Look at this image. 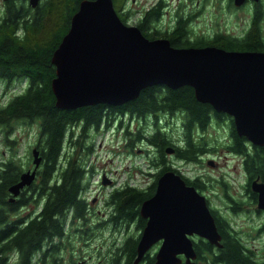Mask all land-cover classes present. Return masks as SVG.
<instances>
[{
  "label": "trees",
  "instance_id": "trees-1",
  "mask_svg": "<svg viewBox=\"0 0 264 264\" xmlns=\"http://www.w3.org/2000/svg\"><path fill=\"white\" fill-rule=\"evenodd\" d=\"M81 1L45 0L32 7L29 0H17V3L10 0L7 5L9 18L0 22V73L8 76L19 75V82L25 87L6 106L0 107V126L5 127L7 120L10 119H17L18 122L29 126L33 124L37 128L35 139L38 137L35 148L41 157L40 164H43L39 184L30 190L31 194L34 192L35 200L40 196L45 198L38 214L27 225L18 228L12 234L0 232V242H3L0 243V252H17L19 264H30L35 254L42 248L44 238L50 241L56 235L63 233L64 222L83 217L87 207V203L82 198L83 191L87 187L85 164L73 154L66 156L63 147L68 140L73 149L76 144L73 138L85 136L90 129L97 130L102 123L108 126L111 120L106 118L107 115H119L121 118L128 113L144 117L146 127L150 125L149 120H152V115L155 117L153 132L146 135L144 130L140 131L136 139L135 134L132 133L128 145L131 150L133 141H144L156 150L157 155L150 158L154 170L152 183L141 189L125 185L113 190L109 196V204L112 207L108 217L109 222L124 228L135 224L136 230H139L137 226H141L140 234L146 224V219L140 215V207L144 200L154 194L159 176L167 170L179 174L166 159L168 147L174 149L175 160L172 161L178 160L189 164L198 162V157L208 146L204 143V131L213 119L220 123L222 120L231 121L233 137L231 149L234 152L241 153L246 142L244 137L238 135L230 115L216 111L208 103L198 101L190 86L176 89L165 85L149 86L141 90L135 99L117 106L102 103L75 109L58 108L51 87V81L55 77L51 57L62 37L67 33L70 19L78 10ZM125 2L126 0H112L118 17L127 24L128 12L121 13ZM161 7L162 5L158 4L147 12L144 22H157L162 15ZM188 22L189 18L181 17L173 28L162 35L156 30H151L150 27L144 29L141 24L137 27L147 39L154 40L162 36L164 37L162 39H167L170 45L176 48L214 46L226 51L264 52V41L259 27L254 22L242 39L216 34L212 38L198 39L197 42L188 38L191 35ZM18 31L20 32L17 33ZM21 78H24V82ZM162 116L166 117L165 124L169 123V117L173 119L175 117V120L180 122L173 130H181L182 139L175 140L167 132L169 128L161 129L157 120ZM75 127L80 128L77 134ZM141 136L142 141L139 140ZM254 147L258 151L255 155L249 156L248 162L257 161L260 169L264 170V145H254ZM16 170L13 165L6 164L0 171L1 204H6L3 200L4 191L16 180ZM185 181L188 185H197L189 179ZM28 197L17 200L13 205L25 206ZM11 209L15 210V208ZM212 216L217 231L222 236L223 247L212 245L200 237L198 241H194L190 236L196 252L195 262L253 264L250 254L244 250L245 247H242L237 237L238 232L232 228L227 219ZM4 221H6L5 213L0 211V223ZM139 237H126L121 240L115 246L107 264H134ZM150 253L143 256L138 264H153L155 253ZM50 262L55 264L53 261Z\"/></svg>",
  "mask_w": 264,
  "mask_h": 264
},
{
  "label": "water",
  "instance_id": "water-1",
  "mask_svg": "<svg viewBox=\"0 0 264 264\" xmlns=\"http://www.w3.org/2000/svg\"><path fill=\"white\" fill-rule=\"evenodd\" d=\"M242 0H235L239 5ZM39 0H29L35 7ZM51 81L62 109L122 105L149 86H190L195 98L233 118L237 133L264 144V52L226 51L214 46L176 48L167 39H147L135 25L124 24L112 0H82L67 33L53 51ZM173 149L167 148V153ZM35 169L39 151L32 150ZM26 172L11 188L28 185ZM264 207V187L258 189ZM146 224L136 246L134 264L156 243L153 264H197L190 236L220 247V235L205 197L172 170L163 172L154 194L143 201Z\"/></svg>",
  "mask_w": 264,
  "mask_h": 264
},
{
  "label": "flooded vegetation",
  "instance_id": "flooded-vegetation-1",
  "mask_svg": "<svg viewBox=\"0 0 264 264\" xmlns=\"http://www.w3.org/2000/svg\"><path fill=\"white\" fill-rule=\"evenodd\" d=\"M2 3L0 5V11L4 10L3 13H0V22L6 21L9 18V12L7 11V5L10 0H1ZM13 1V0H12ZM15 3H17V0ZM216 2L217 6L222 8L220 6L221 2L220 0H178V4L176 8L173 10V16H172V22L167 23L163 26L160 19H158L157 22L151 23L148 22L145 23V15L147 12L152 10L154 7H156L158 4L162 5V15L166 12L169 8L165 3L162 2V0H156L154 3H151L147 1L149 4L146 8H141L139 15V18L133 21L131 20V11L127 8L122 9L121 13L125 14L128 12V19H127V25L130 24V22L137 26L138 24H141L144 29H147V27H150L151 30H156L159 35H162L163 33L168 32L171 28L174 27V25L177 23L181 17H187L189 18L188 27L191 31V35L188 36L193 42H197L198 39H206V38H212L216 34H222L225 36L235 37L242 39L246 32L249 30L251 24L254 22L255 25L259 27L260 35L263 38L264 41V0H242L239 5L235 4V0H225L226 5L223 7V9L230 8L234 9L236 11H239L240 19L243 17L245 24L243 26L244 30L241 32L240 35L237 34H229L226 32H223L219 29L213 30L210 33H196L193 32L194 26L193 22L199 18V16L204 12L205 6L209 2ZM40 2V0H39ZM196 4V7L194 8L192 5ZM212 4V3H211ZM192 6L189 10L186 6ZM214 6V4H212ZM216 6V4H215ZM217 7L218 9H220ZM160 17V18H161ZM170 19V20H171ZM217 22V21H215ZM171 24V25H170ZM19 33V31L17 32ZM158 38H164L162 36ZM19 75L15 74L12 76H8L5 74L0 73V107L6 106L9 101L19 94V92H22L24 90V86L18 89L20 83ZM24 78H21L22 82ZM106 115V114H105ZM124 116L127 117L126 122L124 123L125 130V139L124 144L128 146L130 144V137L132 133L136 136L139 135L140 131L143 132L142 127H146L144 125V117H137L136 115H130V114H124L120 120L121 122L118 124L120 125L122 123V119ZM107 119L111 120L109 125H113L114 122H116L119 118V115H107ZM231 120L233 121V118L230 116ZM154 115H152V121L154 123ZM158 121V120H157ZM173 124L176 126H179V123L177 124L175 119H172ZM180 121V120H179ZM132 122V123H131ZM134 124V128L131 127V124ZM28 124L18 122L17 119H10L7 120V124L5 127L0 126V145L1 151H0V171L2 170L3 166L6 164H11L16 168L17 177L14 182L9 184L7 189L4 191L3 200L6 204L0 203V211L5 213L6 221L3 223H0V232L10 234L14 233L18 228L23 227L24 225H27L32 218H34L38 211L40 210L41 206L44 202V197L37 198L35 200L36 196L30 193L31 188L35 187L39 184L40 181V170L42 163L38 165V167L35 169L34 164L30 166V160H27L26 162L21 163L19 165L18 160V135H17V129L19 126H27ZM213 126L215 130H226L225 135L221 138H218L215 135H210L208 140L205 139V144L208 148H205L206 151L201 154V156L198 157L197 164H201L205 162V164L208 166L207 170L205 172H200L198 175H193L192 177H186L184 174L181 173L179 167L175 166L174 163H171L170 159L168 157H174L175 154H167L166 159L167 161L172 164V167L174 170H176L179 175L184 179H189L190 181L195 182L196 186H193L196 191L203 195L206 200L207 207L212 215L219 216L220 218H226L229 224L232 226L233 229L234 226L232 225V222L234 219L238 216L247 217L250 218V215L252 214L255 219H258V222L256 224L251 225V232H244L243 226L239 225L238 229H235L238 232V239L242 243V247H245L244 250L248 252L252 258L251 262L253 264H264V207L262 201L259 199V191L258 189H261L264 187V170L259 167V164L257 161L248 162L249 156L255 155L258 149L254 147L252 142H250L247 138L245 144H243L244 150L241 153L234 152L231 147L233 143V137L231 134V128L232 123L230 120H222L221 123L218 122L216 119H213L211 122L208 123L206 130L204 131L205 135L209 130L208 127ZM107 125L104 126L106 129ZM100 127H98L99 129ZM138 132V134H136ZM90 131H87L85 133V137L89 136ZM239 135V134H238ZM240 136V135H239ZM126 138L128 139L126 141ZM143 137L141 136L139 140H141ZM205 138V136H204ZM38 137L30 144L31 153L32 150L36 147V141ZM221 139V140H220ZM142 141V140H141ZM128 143V144H127ZM137 143H141L140 141H133V147L137 145ZM210 144H215L212 146H209ZM264 145V144H263ZM262 145V146H263ZM223 147V148H220ZM261 146V145H260ZM129 147V146H128ZM132 147V148H133ZM130 148V147H129ZM210 149V150H209ZM219 149V150H218ZM141 151H144L145 155L149 154V150L142 149ZM220 153V154H218ZM152 154L154 156L157 155L156 150L153 149ZM212 155L211 158L204 159L205 156ZM215 157H218L219 159H215ZM234 157L236 162L235 164H232L233 169H237L238 174L234 176L230 170L226 169V165L229 164L231 161L230 157ZM177 161V160H176ZM175 161V162H176ZM33 163V161H32ZM148 167V174H145L146 176H149L151 178V181L147 184L146 187H148L152 181H153V171H151L150 162ZM182 163V162H181ZM26 164V165H24ZM251 164V166H250ZM223 167L222 170L220 168ZM25 168V169H24ZM35 169V175L32 181L28 185H24L21 187L17 193H13L11 191V188L20 182L21 175L24 172H32ZM87 176V175H86ZM109 180V179H108ZM87 181V187L83 191L82 198L87 203V207L85 210V213L83 217L79 220L74 221H66L64 222V231L61 235H56L52 240L49 241V239L44 238L42 248L40 249L39 253L35 254V257L31 260L30 264H53L50 261L55 262V264H99L100 257L103 255L102 253H109L110 248L114 247L116 244L115 241H117L114 234H116L119 231V228L125 229L123 226H115L114 224L109 222V214L107 215L102 214L99 218V220H96L92 223H87L85 216L90 207L91 203L87 201L85 194L89 190V180ZM110 181V180H109ZM186 182V181H185ZM157 183V182H156ZM103 184V183H102ZM128 185L135 187L128 182L124 183L123 186ZM188 185V184H187ZM191 186V184H189ZM123 186H117L116 189L122 188ZM234 189V190H233ZM115 190V189H114ZM113 192V191H112ZM112 192H109L107 195L110 196ZM29 196V197H28ZM32 196V198H31ZM28 197V201L25 204V206L16 207L13 204L17 203V200ZM109 199V198H108ZM95 200V199H94ZM37 201V202H36ZM11 208H15V210H12ZM25 208H28L26 210L24 215H20L19 213L23 211ZM222 210H224L226 213L231 215L230 217H227L223 215ZM104 215V216H103ZM214 218V216H213ZM84 219V220H83ZM247 219V220H248ZM215 222V219H214ZM136 227V225H135ZM139 230H136V234L127 236H123V239L126 237H139L141 226H137ZM250 227V226H249ZM143 229V228H142ZM108 231L109 234L105 235V239L103 240V245H106L105 252H103V246L98 247L97 244L99 243V235L102 236V234ZM220 235V234H219ZM220 247H223L222 243V236L220 235ZM140 239V237H139ZM192 239L194 241H198L200 238L198 236L193 235ZM252 241V242H251ZM83 242V243H82ZM3 243V242H0ZM161 241L156 243L160 244ZM69 250V255L66 257L65 253ZM112 251V250H111ZM114 251V249H113ZM148 253V252H147ZM146 253V254H147ZM145 254V255H146ZM144 255V256H145ZM43 258V259H42ZM109 259V258H108ZM107 259V260H108ZM0 264H19V256L17 252H8V251H1L0 252ZM107 264V262H106Z\"/></svg>",
  "mask_w": 264,
  "mask_h": 264
},
{
  "label": "rangeland",
  "instance_id": "rangeland-1",
  "mask_svg": "<svg viewBox=\"0 0 264 264\" xmlns=\"http://www.w3.org/2000/svg\"><path fill=\"white\" fill-rule=\"evenodd\" d=\"M45 0H40L39 4H41ZM147 1L154 3L156 0H126L125 4L123 5L124 8H127L131 11V22L133 23L134 20L139 18V15L141 14L140 9L146 8L149 6ZM163 3H165L169 8L167 9V13L165 12L163 16L160 18L161 23L166 25L168 22H172V16H173V10L176 8L178 4V0H162ZM221 4L220 8L217 6L218 1L216 2H209L205 6L204 12L199 16V18L196 20V22H193V32L196 33H210L213 30H221L223 32L229 33V34H237L240 35L241 32H243L245 21L243 17L240 19L239 11H236L234 9L226 8L223 9L226 5L225 0H220ZM2 1L0 0V5ZM188 0L187 3L188 4ZM214 4V6L212 4ZM38 4V5H39ZM216 4V6H215ZM194 8L196 7V4L192 5ZM188 7V10L192 7ZM219 7L220 9H218ZM4 10L0 11V13H3ZM171 19V20H170ZM217 21V22H215ZM130 22L129 25H133ZM171 25V24H170ZM20 32V31H19ZM23 87V84H19L18 89ZM175 116L176 113H174ZM162 122L158 120V124L161 127L162 130L167 129V132L170 133L171 136L175 140L182 139L180 134H182L181 130H173L175 129V125L173 124V121L171 122V118L169 117V123L165 124V116H162ZM118 120L113 123V125L107 126L106 129L104 126L106 124L102 123L100 125V128L90 129L89 136H79L78 138H73V141H76V144L73 149H71L72 145H69L68 140L64 144L63 151L66 156H70V154H73V156H77L78 159H82L85 166L84 169L87 172V176H85L86 179L89 180V190L85 194L86 199L88 202L91 203L90 209L87 211L89 213L86 214L85 218L87 223L95 222L96 220H99L100 216L102 214L107 215L108 212L111 211L112 207L109 204V195H107L109 192H112L114 189L117 188V186H123L124 183L128 182L129 184L141 189L145 188L147 184L151 181V178L149 176H146L145 174H148L149 163H147L148 159H150L153 154V148L147 145L144 141L141 143H137L136 146H134L131 150L128 146L124 144L125 139V127L124 123L127 120V117L124 116L122 119V123L119 125L118 122L120 118H117ZM151 120V119H150ZM178 124V121H176ZM132 123V122H131ZM134 124H131V127L134 128ZM149 126L145 127L144 131L147 134H150L153 132V122H149ZM178 127V126H177ZM35 129H37L35 126L27 125V126H19L17 129V135L19 139L18 143V160L19 165L21 163L26 162L27 160H30L31 164H33V157L31 155V148L30 144L35 140ZM215 130L213 126L208 127V132L205 134V139L209 138L210 135H215L218 138H221L225 135L226 130ZM76 134L77 131L79 133L80 128L75 127ZM173 134V135H172ZM200 136H198L199 138ZM221 140V139H220ZM208 142L210 140L207 139ZM179 142V141H178ZM182 143V142H180ZM215 144H210L209 146H212ZM1 145H0V151H1ZM223 148L219 146V149ZM142 149L149 150V154L145 155L144 151H141ZM218 149V150H219ZM167 154H171L167 153ZM220 154V153H218ZM1 156V155H0ZM40 156V155H39ZM212 155H207L204 157L211 158ZM231 161L229 164L226 165V169L230 170L231 173L236 176L238 174L237 169H233L232 164H235L236 159L234 157L229 156ZM41 158V157H40ZM215 159H219L218 157H215ZM168 159L175 160L172 157H168ZM182 161H173L172 163L175 164V166L179 167L182 174H184L186 177H192L193 175H198L200 172H205L207 170V165L204 163L201 164H189ZM40 164V163H39ZM26 165V164H24ZM25 169V168H24ZM223 167L220 168L222 170ZM151 171H154L151 169ZM29 172V171H27ZM26 173V172H24ZM23 174V173H22ZM110 181H109V180ZM103 183V184H102ZM234 190V189H233ZM95 199V200H94ZM28 210V208H25L23 211L19 213L20 215H24ZM223 215L230 217L228 213H226L224 210H222ZM103 215V216H104ZM83 219V220H84ZM248 218L243 215L237 216L234 221L232 222V225L235 229H238L239 225L243 226L244 232H251V225L256 224L258 222V219H255V217L251 214L250 218ZM250 226V227H249ZM109 234L108 231H105L102 236L99 235V243L97 244L98 247L103 246V252H105L106 245H103V240L105 239V235ZM128 234L133 235L136 234V227L135 224H130L127 226V228H119V231L114 234V236L117 238L115 241L114 247L110 248L109 253H102L103 255L100 257L99 264H106L107 259L110 258L113 249L116 245L123 240V236H127ZM252 242V241H251ZM83 243V242H82ZM160 244L158 246L155 244L151 249H149V253L153 254L156 252ZM112 250V251H111ZM153 252V253H152ZM66 257L69 255V250L65 253ZM198 264H205V262L200 261Z\"/></svg>",
  "mask_w": 264,
  "mask_h": 264
}]
</instances>
